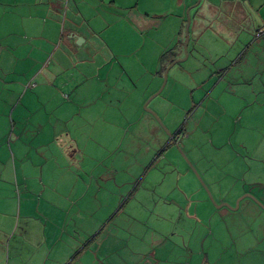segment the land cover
I'll return each instance as SVG.
<instances>
[{
	"label": "rangeland",
	"instance_id": "1",
	"mask_svg": "<svg viewBox=\"0 0 264 264\" xmlns=\"http://www.w3.org/2000/svg\"><path fill=\"white\" fill-rule=\"evenodd\" d=\"M180 1L185 3L181 14L173 10L159 29L143 33L124 12L107 9L116 22L108 28L110 47L121 50L112 59L113 89L103 98L119 103L90 111L104 114L103 121L60 127L67 129L64 138L69 132L84 139L49 143L50 159L43 150L42 177L48 184L42 198L59 180L64 185L59 197L86 201L84 218L65 217L57 228L58 251L68 235L77 253L86 251L80 262L75 253L71 264H264V201L258 195H264V185L243 182L255 167L264 177L258 169L264 153L256 141L259 128L264 131V93L257 95L249 86L257 78L228 72L232 62L214 63L230 46L232 55L243 53L250 42L254 52H264V37L253 41L252 31L244 28L245 17L258 16L222 9L218 16L229 26L218 27L215 20L210 25L215 30L199 32L203 26L195 28V19L204 18L200 9L206 1L201 0L189 10L184 51L186 11L197 0ZM178 26L182 49L176 53ZM223 32L243 36L242 47L233 43L235 35L226 36L222 45L213 43ZM102 47V55L110 54V47ZM2 55L0 50L1 78L14 69V57L3 64ZM174 60L180 61L168 69L164 82L161 69ZM178 129L180 136L173 139ZM239 133L246 136L238 138L245 149L236 145ZM67 148L79 151L69 157ZM81 150L86 166L78 169Z\"/></svg>",
	"mask_w": 264,
	"mask_h": 264
},
{
	"label": "crops",
	"instance_id": "2",
	"mask_svg": "<svg viewBox=\"0 0 264 264\" xmlns=\"http://www.w3.org/2000/svg\"><path fill=\"white\" fill-rule=\"evenodd\" d=\"M182 8L185 3L180 0H0L3 64L14 57L13 71L7 69L4 76L9 80L0 77V264H71L75 253L79 262L85 256L86 251L76 252L77 246L68 234V239L61 240V253L58 251L55 237L60 222L68 216L84 218L86 201L68 195L59 197V186L64 189L59 180L51 184L48 197L42 198L48 184L42 177L43 150L49 152L44 158L50 159L54 154L49 143L59 142V138L74 143L84 139L82 134L71 136L69 132L64 138L67 129L60 127L69 123L85 126L86 119L87 123L103 121L104 114L90 111L113 109L116 108L113 104L119 103L118 99L104 102L103 98L113 89L112 59L121 50L110 47L113 35L108 28L116 22L107 9L124 12L137 32L143 33L159 29L171 11L181 14ZM202 8L200 15L204 18L195 19V28L203 26L199 32L206 28L215 30L210 26H215V20L218 27L226 29L228 21L218 15L222 9H228L243 15L255 13L256 20L243 19L244 28L252 31L253 41L264 37L258 35L264 26V0H206ZM177 18L182 27L181 16ZM180 35L181 29L172 52H181ZM216 35L219 38L213 41L216 45H222L226 36L234 35L233 43L243 45L240 43L243 36L238 37L236 32ZM129 42L130 39L126 40L123 46L128 47ZM102 44L106 49L110 47V54H101ZM250 44L237 55H232L233 46L228 47L221 58L215 57L214 63L221 67L230 61L228 72L243 71L248 79L257 78L249 86L258 95L264 93V52H254V44ZM180 131L175 132L173 139L180 136ZM256 135L257 147L264 153V131L259 128ZM239 137L246 136L238 134L237 146L241 144ZM245 147L243 141L238 146ZM76 151L71 149L66 155L73 157ZM232 151L236 157L240 156L234 148ZM80 153L78 169L86 166V153L84 150ZM258 162L262 173L264 160ZM247 168L251 169L249 165ZM254 170L249 180L243 177V182L264 185V177L257 175L256 167ZM74 185L73 182L66 187L71 190ZM258 195L264 201V195Z\"/></svg>",
	"mask_w": 264,
	"mask_h": 264
},
{
	"label": "water",
	"instance_id": "3",
	"mask_svg": "<svg viewBox=\"0 0 264 264\" xmlns=\"http://www.w3.org/2000/svg\"><path fill=\"white\" fill-rule=\"evenodd\" d=\"M200 1H201V0H197V2H196L194 5L190 6V7L187 9V11H186L185 42H184V45H183V49H184V51H186V47H187V43H188V30H189V25H190L189 10H190L192 7L196 6ZM185 57H186V54H185ZM185 57H184V58H185ZM184 58H183L182 60H184ZM178 61H180V60H174V61H172V62L170 63V65H168V66L165 68V70H164V74H163L164 82H165V80H166V74H167L168 69H169L173 64H175V63L178 62ZM163 84H164V83H163ZM156 94H157V93H156ZM156 94H155V95H156ZM219 206H224V203H222V204L219 205Z\"/></svg>",
	"mask_w": 264,
	"mask_h": 264
},
{
	"label": "trees",
	"instance_id": "4",
	"mask_svg": "<svg viewBox=\"0 0 264 264\" xmlns=\"http://www.w3.org/2000/svg\"><path fill=\"white\" fill-rule=\"evenodd\" d=\"M185 21H186V20H185ZM185 21H184V23H185ZM259 30H260V29H259ZM259 30H258V35H262V34H264V33H262V32H259ZM164 69H165V67L161 69V72H162Z\"/></svg>",
	"mask_w": 264,
	"mask_h": 264
},
{
	"label": "built area",
	"instance_id": "5",
	"mask_svg": "<svg viewBox=\"0 0 264 264\" xmlns=\"http://www.w3.org/2000/svg\"><path fill=\"white\" fill-rule=\"evenodd\" d=\"M259 32L264 33V26H262V27L260 28Z\"/></svg>",
	"mask_w": 264,
	"mask_h": 264
}]
</instances>
